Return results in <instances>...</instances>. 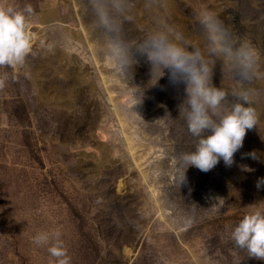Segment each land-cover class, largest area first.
Here are the masks:
<instances>
[{"label":"rangeland","instance_id":"374dc122","mask_svg":"<svg viewBox=\"0 0 264 264\" xmlns=\"http://www.w3.org/2000/svg\"><path fill=\"white\" fill-rule=\"evenodd\" d=\"M26 4L33 51L23 66L0 67V264H56L49 245L33 241L54 231L70 264H264L232 239L244 215L264 212V185L256 187L264 177V0H130L131 18H117L133 54L161 20L203 45L197 14L205 8L259 53L258 78L246 86L257 125L231 167L189 166L181 188L177 162L198 142L184 118V85H172L167 70L154 84L158 70L138 56L127 78L114 80L90 0H0L15 10ZM212 83L239 88L219 60ZM130 91L142 96L133 111Z\"/></svg>","mask_w":264,"mask_h":264},{"label":"clouds","instance_id":"9594fccd","mask_svg":"<svg viewBox=\"0 0 264 264\" xmlns=\"http://www.w3.org/2000/svg\"><path fill=\"white\" fill-rule=\"evenodd\" d=\"M90 5L93 30L103 33L107 67L114 80L126 79L129 70L138 63V56L151 65V73L158 70L154 84L167 70L172 85H184V118L188 131L198 137V142L194 151L182 154L177 162L178 170L182 169L174 177L179 188L188 186L185 172L189 166L207 173L222 160L226 167H231L235 154L243 147L247 130L257 125L252 91L246 86L258 78L259 53L241 41L220 15L205 8L197 14L203 45L192 43L181 31L161 20L136 42L133 54L132 46L119 36L121 24L117 23L118 17L131 18L130 0H90ZM32 14L30 4L23 10L0 7V67L23 66L32 53L34 37L28 24V16ZM217 60L223 62L237 81L238 90L229 92L212 83L213 63ZM3 86L0 79V87ZM141 103L142 96L137 99L136 93L130 91L129 109L133 111ZM247 155L260 159L256 151ZM262 185L264 177L256 181L257 189ZM188 191L191 192L190 187ZM193 222V217L187 219L189 225ZM232 239L239 248L247 250L248 257L264 261V212L257 210L244 215L232 231ZM33 241L49 245L47 250L56 258V264H70L58 231L37 233Z\"/></svg>","mask_w":264,"mask_h":264},{"label":"bare ground","instance_id":"6f19581e","mask_svg":"<svg viewBox=\"0 0 264 264\" xmlns=\"http://www.w3.org/2000/svg\"><path fill=\"white\" fill-rule=\"evenodd\" d=\"M54 25H55V23H52V24H49L48 27L53 28L52 30H54L55 29Z\"/></svg>","mask_w":264,"mask_h":264},{"label":"crops","instance_id":"0c3cea01","mask_svg":"<svg viewBox=\"0 0 264 264\" xmlns=\"http://www.w3.org/2000/svg\"><path fill=\"white\" fill-rule=\"evenodd\" d=\"M52 23H55V22L53 21V22H50V23H48V24H52Z\"/></svg>","mask_w":264,"mask_h":264}]
</instances>
